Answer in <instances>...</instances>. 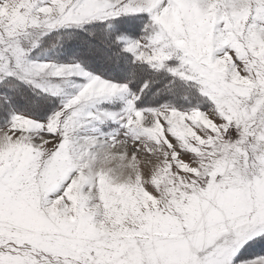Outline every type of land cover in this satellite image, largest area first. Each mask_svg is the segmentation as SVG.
I'll return each instance as SVG.
<instances>
[{"label":"snow or ice","instance_id":"obj_1","mask_svg":"<svg viewBox=\"0 0 264 264\" xmlns=\"http://www.w3.org/2000/svg\"><path fill=\"white\" fill-rule=\"evenodd\" d=\"M0 264H264V0H0Z\"/></svg>","mask_w":264,"mask_h":264}]
</instances>
